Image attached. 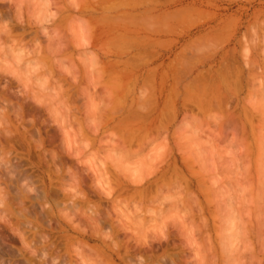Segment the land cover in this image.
<instances>
[{
    "label": "rangeland",
    "instance_id": "rangeland-1",
    "mask_svg": "<svg viewBox=\"0 0 264 264\" xmlns=\"http://www.w3.org/2000/svg\"><path fill=\"white\" fill-rule=\"evenodd\" d=\"M24 1H21V6H18V3H16L18 6L17 8L23 7L18 10L15 8L16 6L14 7L15 4L11 8L8 4L9 2L5 1V3H7H4L5 13H10L8 19H6L7 22L10 20L13 21V23H16V16L21 17L24 23L32 22L30 30L31 34L23 40H26L23 43L27 46L25 47L23 45V47L27 49L30 45V48L28 49H31L32 51L31 45L33 42L37 43L40 41L38 45L41 44L40 47L43 49V54H45L46 48L48 47L47 43L49 42L48 44H50V38L47 39L50 35L52 38V40H50L53 44L50 46H52V48L54 47L59 49H57L58 52L52 56H49L47 53L45 54L48 56L47 58H50L48 59L49 61L46 57L44 58L46 60H44L43 56H34L33 54L29 55L27 51L30 53V50L26 51L25 49L27 53L23 51V54L26 53V58L25 55L24 57L22 55V61L21 63H18L20 68L17 69L21 70L23 74L28 75L30 73L27 78L31 80L27 83L22 82V80L24 81V79H22L23 77H21V80L18 77H15L18 70L14 67L17 65L13 66L15 71L12 67V69L10 68V71H14L11 73L8 71L9 67H5L6 65L2 67V64H0V115L2 111L8 115L7 117L5 115V118L3 115L0 116V201H3L0 202L1 253H6L7 250L11 251V249L13 251L20 250V252H23L22 254H24V256H31V259L34 260H32V264H139V261L142 260L141 264H170V259L173 261L171 264H264V0H157L160 3L159 5L156 3L157 8H155L151 14L159 16L158 19L160 21L162 19V22L160 23L158 19H154V21L157 22L152 23L151 21L153 20H151L148 16L145 17L147 21L145 20L142 26L143 28L146 26L145 28L147 29L144 28L146 31L143 29L141 30L144 31V34L142 33V37L144 39H141L142 44L139 42L140 49L137 45L134 46V44H132L126 53L121 55L114 53V55L118 58H116L113 53H110V56L105 57L100 53L101 43L98 41V43L94 44V42L90 41V34L95 28L94 25L96 26L91 17L97 16V13L90 16L83 11L75 10L74 7L82 8L83 0H39V2H37L38 0ZM11 2L12 5L17 1L12 0ZM88 2H91V0H88ZM148 7L150 9L152 5L150 4ZM184 7L191 8L195 12L192 13L191 11V13H186L187 9L183 10L185 9ZM179 10L182 13H180ZM18 11H21L22 13H18ZM188 11L189 10H187V12ZM161 13L162 15L164 14L163 18ZM168 13H171V16L174 14V17H171ZM158 14H160L161 17ZM166 15L169 16V19ZM178 16H180V18L182 16V18L180 19ZM184 16L186 17V20L184 19ZM188 16L190 17L188 18ZM164 17L167 18V22L170 20L172 21L174 18H178L179 21L181 20V23L178 20L175 21L174 19L172 22H168L170 25L168 26V24L163 21L165 20ZM34 20L35 23L33 22ZM146 22L149 23L148 27ZM157 23L160 24L158 25ZM0 24H2V22H0ZM154 24L158 25L159 28ZM162 24L163 27H161ZM58 26H60V31H57ZM165 26L167 29H165ZM149 28L151 29L152 34ZM77 30L79 32H77ZM216 30H219L220 32L223 30V35L222 33L217 35L218 31ZM41 31L45 33L47 37L44 36ZM153 32L156 33L153 34ZM212 32H217L215 33L216 36H213L214 34ZM48 33L49 35H47ZM55 33H59L61 34V37H63L61 38V44L59 43V40L61 39H58L57 41V38L54 37L56 35ZM35 35L38 36V40H35L36 42L33 40ZM56 36H58V34ZM19 37V35H15L14 39H19ZM150 38L156 45L158 44V46H154L155 49H152L153 44ZM54 41L56 43H54ZM62 42L64 43L62 44ZM149 42L152 45V48L149 46ZM9 43L10 42L4 44L2 43L3 51H1L2 46H0V51L2 52L0 56L5 53L4 55L7 60H4L9 62L8 65H11L15 59H11V61L8 59L7 54H9V52H6V45L8 44L11 46L12 44ZM132 47L134 49H132ZM9 49L10 48L8 47L7 50ZM243 49L245 53L243 52ZM246 49L248 53L245 51ZM131 54L135 58L137 57L139 60H142V62H140L141 64L136 63L134 66L135 69L133 68L124 78V76L121 75V73L123 74L121 67L123 66V63H127V61L130 60L128 56L131 57ZM154 56H157V58L155 57V61H153ZM35 59H37V61L41 60L38 62L40 65L35 61ZM227 59H229V61H225ZM32 60L33 62H30ZM243 60H248L246 65ZM47 63L50 65H46ZM121 63L122 65H120ZM4 64L7 63L5 62ZM112 64L116 68L112 69ZM222 64L224 68L228 66V70L229 67L230 70L231 67H239L240 69H238L240 70L242 78L244 77V80H242V84H235L234 87H236V89L234 87V90L232 88L230 89L231 92L234 91V95L231 93L230 100H228L229 105H227L230 107V111L232 109V112L234 111L233 113H235L233 114L234 122H231V120L227 122L228 118H226L227 115H225L226 113H224V110L222 109L223 107L225 108L223 105L221 108L224 114L223 118L225 116L226 117L220 122L218 121V118V124V122L216 123V118L220 116L218 115V113H221L219 112L220 108H218V110L216 107L217 112H215V107L209 108V111H206L208 113L205 114L206 112H204V110L197 109L194 107L195 105H193L192 101H187L186 98H184L183 94L185 95V93L183 91L185 86L194 83V80H198L200 78L201 80H205L203 81L204 84L206 82L208 85L209 82V85H212L210 82L214 78L213 74L216 70L218 71L219 68L224 69L223 66H221ZM60 66L62 69L60 70V73H62V75L58 74ZM156 66H158V68ZM170 67L174 69L175 67H178L176 69L180 70L179 74L184 76L183 78L181 76L182 79H179L176 84L178 86H175L177 93H172L173 98L177 95L178 101L175 100L176 97L173 100L174 102L176 101L175 107L180 110L178 116H174L172 119L161 118L164 121L162 122L161 120V125H159V123L156 124L157 126L159 125L158 130L154 131L145 130L143 125L138 124V122L134 125L135 123L133 122L135 121H132V123L129 124L130 126L124 124L123 126L119 125L118 123L120 120L122 121V117H125L129 112L133 111L137 107L136 104H133V110H129V105H131L134 101L142 99L145 95V97H149L152 93V88H156L153 96L156 102L154 103L155 100L152 98L154 100V104L151 108H158L159 110L163 104L162 101L169 99L168 97L171 93L170 89L173 82H175L172 75L174 70L170 71ZM51 69L54 71V75H49V70L53 73ZM242 69L243 71L241 72ZM153 70L158 71L157 82L155 83L152 80L154 84L152 82L151 86H148L147 83L144 85V82L150 79L148 77ZM148 71L150 72L147 73ZM116 74L118 75L117 77L124 79L121 80V83L122 85L124 83L123 86L125 89L129 90L128 96H124L122 94V96L120 95V91H118V87L116 86L117 83H114ZM107 75H109L108 78ZM59 76L63 79H60ZM13 77H15V80ZM53 77L58 78L56 79ZM16 79H19V82L16 81ZM52 79L61 81H59L60 90L57 86V84H59L57 83L58 81L55 82ZM9 80L13 85L8 84ZM52 81L55 83L54 85L52 84ZM161 81H164L163 88L160 85ZM41 85L43 86L42 88ZM143 86H145L146 89ZM61 89L65 90H62L64 93H61ZM56 90L59 92L56 93ZM140 91L144 93H140ZM47 93L48 97H51V95H54L55 93L56 96L54 95L53 97L56 98H53V100L50 101L52 97L48 98ZM31 95H35V98H32ZM58 95H60L59 98ZM44 97L45 99H43ZM181 97L184 99H181ZM35 99H38V102H35ZM39 100L41 101L39 102ZM181 100H185V102H187V106H185L187 109L185 110L187 112L182 110ZM44 102L45 104L48 103V106H46ZM122 103L125 105L123 115L119 114L117 111ZM9 105L13 108H10ZM52 105L54 107L56 106L55 108L57 109L55 110ZM155 105L156 107H153ZM51 106L53 107V110ZM111 106L113 109L118 106V108H115L117 109V112H111V110H113ZM16 108H22L24 113L20 116V113L19 111H16ZM11 110H14L12 111L13 113ZM54 110L57 113L54 112ZM244 110L246 111L244 112ZM191 114L195 115L192 118H189ZM207 118L208 121L206 120ZM150 119L152 120L153 118ZM150 119L148 121H151ZM134 120L140 121L139 118H134ZM214 121L215 123H213ZM223 122L224 124H222ZM214 124L216 126H214ZM139 126L141 129L136 132L135 130ZM124 127L128 128L124 130ZM132 129L135 132L132 131ZM124 131L126 133L129 131L131 136L129 134V137H127V134V136H125ZM147 131L148 134L144 133ZM133 133H135V135ZM190 133L192 136L189 135ZM132 135L133 138H131ZM180 136L185 138L183 139V137L181 138ZM122 137L126 138L124 139ZM137 138L139 140H137ZM143 139L145 143L141 142ZM149 139L150 141H154L150 143ZM181 139L182 141L180 142ZM135 141L136 143H134ZM183 141L186 143L183 144ZM36 142L38 144L42 142V145H37ZM139 142H141L140 144L142 147L138 146L140 145ZM176 144H179L181 148ZM128 145L129 147H127ZM35 146H40L41 148L37 147V149ZM168 150L171 155V159H167L166 164L171 165L173 161L176 162L175 165L178 170V178L182 179L181 185L185 187V191H183L184 193L181 195V197H183H180L182 200H178L185 202V200H187L186 195H190L191 197H193L192 194L195 195V198L193 197L196 201V203H194L195 205L192 204L193 201H189L191 204H189L188 201L185 203L186 205L183 203L181 206L180 204V212L184 211L187 215L190 213L188 218L186 217L187 219L185 220V223H187V226L185 225L186 229L195 225L197 222V228L201 227L198 230L200 231L199 234L201 232L202 233L198 235L199 237L197 238L196 234L198 232L192 233V231L194 232L196 230H193L196 226L192 227L191 231L190 228H188L191 233L185 232L190 233V235L192 234L191 236H194L195 234L192 238H196L199 244L195 243L196 240L190 239V235L184 238L185 233H182L181 236V230L178 229V225L176 226V224L170 222L174 220L175 217L177 218L175 213L174 214L176 216L174 218L172 217L173 219L166 218L168 220H166L167 222L164 221L165 219H163V223L159 222L161 221L159 219L153 222L155 226L152 227V229L150 226H153L154 224L146 221V216H148V214H146V211L144 210H147V207L149 209H154L157 206H149V198L146 195L142 197V201L138 197L131 196L136 192L135 188H142L146 194L145 188L150 186V190L153 192L155 189L154 185L162 182L161 180L163 177L161 174L166 170V176L174 174L171 172L172 170L167 168L165 163L162 162V158L165 154H168ZM134 151L137 153L135 154ZM188 155L189 158L186 159ZM196 155H199L200 159L198 158L199 160L195 162ZM146 156L147 160H145ZM183 156L186 157L183 159H185V162L188 163V165H186L184 161L180 160ZM190 157H192L193 160H191ZM149 158H154L153 160L154 162L156 161V164ZM192 163L195 165H192ZM52 164L54 167H52ZM161 165L162 167L165 165L164 170ZM158 166L160 167L157 169ZM89 169L90 172H92V175L89 172ZM94 169L95 172L93 173ZM144 170L150 171V173L152 170V173H154V170H157L158 173L156 175L152 174V177L150 176V173H146L147 176L149 175V178L147 177V180H145L146 171ZM5 171L7 172L6 176ZM9 171L12 172L11 175L8 173ZM13 172H15V175H13ZM96 173V176H98L97 180H95L96 176L94 177V174ZM127 173L129 174V177ZM178 173H180V175ZM123 174L126 179L123 178ZM69 176L72 179L73 177L77 178V183L73 182L74 179L72 180ZM134 177L141 179V183L143 182L142 185L139 181H137L139 186L135 183L136 187L134 182H136L135 180L138 178ZM143 177L144 179H142ZM7 178H11V180L13 178L14 181L16 179L19 182L17 183V181H15L16 186L19 184V187L21 186L24 190L22 189V191L21 188L18 187V189L16 188L12 190L5 181ZM127 178L130 183L134 180V186L132 183H128ZM104 179H106L107 182H105ZM200 179H203L204 181H201ZM94 180L97 183H95ZM196 180L200 183L196 182ZM98 182L104 184V190H102L103 188H98ZM166 182L168 183V181H165L163 184L165 185ZM78 183L80 184L78 185ZM107 183H109V185H106ZM121 183H125V185ZM93 184H96L97 186H94ZM120 184L123 187H118ZM163 184H160L159 186L161 187ZM168 184H170V182ZM72 185H74V187ZM110 185L112 188H115L110 190ZM71 186L73 188H71ZM75 186L79 187L75 188ZM170 186L172 187V185ZM187 186L192 193L188 190ZM173 187L175 188L176 186L174 185ZM173 187L170 188L167 184L166 188L165 186H162L161 191L163 193L161 195H164V191H167L169 188V192L171 189L175 191ZM74 188L77 192H75L76 190H74ZM156 188H158V185ZM19 189L22 192H20ZM29 189L31 190L29 191ZM97 189H100V191H97ZM67 190H72L76 194L71 191L75 194L73 195L71 192H67ZM173 190L170 193H173ZM99 192L102 193L100 194ZM151 192L148 194H151ZM169 192L166 194H169ZM176 192L178 191L176 190ZM108 193H110L111 196H109ZM174 193L173 195L177 194ZM80 194L84 197L82 198ZM104 195L109 198H106ZM75 197L78 198L76 199ZM135 198L140 201L139 205H142L141 208L139 207V209L142 210H140V212L138 211L137 214L136 208V212L132 210L135 206L138 207V201L135 200V202ZM122 199L126 201L128 206L123 205L126 204L125 202L122 204ZM145 199L146 205L144 204ZM153 201H151V204L156 205L157 203L153 204ZM72 202L77 206H75ZM58 203L60 205H58ZM187 204L191 205L190 207L192 208L194 206V210H184V208H189ZM71 205L74 206L72 207ZM167 205L165 204V207ZM185 206H187V208ZM167 207L170 208L171 206ZM198 210L199 213H197ZM131 211L134 213L133 217ZM188 211L190 212L188 213ZM85 212H88V216L91 212H94V216L90 214L94 224H89V221L87 223L85 218L88 216L87 214H84ZM171 212H173V210ZM123 213L125 215H123ZM169 213L170 212H168L167 217L170 215ZM192 213L193 215L196 213V216H193ZM174 214H172V216ZM80 215H83V217ZM140 215L143 220H141ZM66 216H71L72 219L71 217L69 219L70 221H73L68 222ZM130 216L132 217L131 221L135 217H138L136 218V221L133 220V222L136 223L138 221L141 224L138 222L137 224L142 226L137 227L138 225L135 226V224H133L135 227V230H133L134 227L132 228V224H129L132 223L131 221L129 222ZM181 217L184 216L182 215ZM148 218L149 217H147V219ZM199 218L205 219V225H202V220ZM189 219L193 220V222H191L192 225L190 224V226ZM222 219L225 220L222 221ZM195 220H197V222ZM27 223H30L31 226ZM126 224L128 226H126ZM147 225L150 228L147 227ZM144 226L146 229H140V231L139 228H144ZM156 226L159 228L161 227V230L162 227L165 226L166 229L163 228V233L167 236L165 234L162 236L163 233L161 234L159 228V231L155 228ZM127 227H130L129 229L131 230ZM19 229L20 231H18ZM132 230L134 231V234L132 233ZM154 230L155 232H153ZM116 231H118V234L115 233ZM138 232L140 234L142 232L143 234L140 236ZM110 234L112 236L111 240ZM134 235L136 236L135 238L133 237ZM21 237L22 239H26L24 241L27 245L19 243ZM152 237L154 239H152ZM133 238L136 239L135 242ZM114 240L117 241L118 245L120 243V250H116V248L113 247L114 245H112V243L116 242ZM111 241L113 242L111 243ZM125 241L128 245L126 243L124 244ZM191 241H194L193 244ZM123 244L125 245L124 247ZM186 244H189V246ZM190 245H194V247ZM196 245H201L198 246L201 250H197L196 247L197 252L199 251L198 253L196 252V254H200L199 256L195 254L196 250H194V248ZM148 246H151V248L153 246L152 249H156L155 252L153 250L151 251ZM111 247L114 249L112 250ZM39 248L44 249L43 251L45 255H42L43 258L40 256H38V258L34 254V256L29 254L30 250ZM126 250L128 251V257H130V260H128L129 263L123 259L127 256V253L125 252ZM180 251H182V253ZM124 252L126 253L125 257L122 256ZM150 252H152L153 255H156V257L154 258ZM179 252L181 255L178 254ZM16 253L19 252L16 251ZM172 254H177L178 256L176 255L177 257H172ZM150 256L152 257L151 261L146 263V260L150 258ZM168 256H171L172 258H168ZM202 259L204 261H202ZM2 260H0V264H5L2 263ZM36 260H38L37 263Z\"/></svg>",
    "mask_w": 264,
    "mask_h": 264
},
{
    "label": "bare ground",
    "instance_id": "bare-ground-1",
    "mask_svg": "<svg viewBox=\"0 0 264 264\" xmlns=\"http://www.w3.org/2000/svg\"><path fill=\"white\" fill-rule=\"evenodd\" d=\"M5 1H7V2H9L8 4L10 5V7L12 8L13 7V5H14V7L15 8H17L19 5L21 6L22 4H21V1L22 0H20V1H18V0H16L17 2H14L12 5H11V1L12 0H0V22H2V24H0V46H2L4 43H8V42H10L9 44H11V46H9L8 44V46L6 45V47L8 48H10L9 50H7V48H6V52H9V54H7V56H8V59L11 61V59H15L14 60V62H12V64L11 65H8V63L9 62H7V61H5V60H7V58H6V56L4 55V54H2V55H4V56H0V64H2V67L3 66H5V67H9V70L8 71H10V68L12 67L13 68V66L14 65H17L16 67H14L16 70H18L16 73V75H15V77L17 78H19L20 80H21V77H23L22 79H24V81L22 80V82H28V81H30L27 77H28V75L30 74L29 73V71L28 70H30V69H28L27 71H28V75L27 74H23L22 73V71L21 70H19V69H17V68H20V66L18 65V63L20 62L21 63V59H22V55H23V57H24V55L28 52V54L29 55H31V54H33L34 56L35 55H37V56H43V59L46 57H48L47 55H45L46 53L49 55V56H52V55H54L55 53H57L58 52V50L57 49H59V48H52V46H50L51 44H52V42H51V40H52V38L50 37V35H49V33L47 34V35H49V37L47 38V39H49V41H50V44H48L47 43V45H48V47L46 48V53L45 54H43V49H41V44L40 45H38L39 44V42H37V43H34L33 42V40L35 41L37 38H38V36L37 35H35L34 36V38H33V40H32V42H33V44L31 45V48H32V51H31V49H28V48H30V43L28 44L29 45V47L26 49L25 47L27 46H25L24 44L25 43H23V42H25V41H23L26 37H29V35L31 34V27H32V22H27V23H24L23 22V20L21 19V17H19V16H16V20H15V22L16 23H13V21H10L9 20V22H7L6 21V19H8V16L10 15V13H5V11H4V3H5ZM15 1V0H14ZM24 1V0H23ZM28 1H30V0H28ZM33 1V0H32ZM36 1V0H35ZM44 1V0H43ZM6 2V3H7ZM25 2V1H24ZM37 2H39V0L37 1ZM72 2V1H71ZM5 3V4H6ZM16 3H18L17 5H16ZM20 3V4H19ZM26 3V2H25ZM79 3V2H78ZM77 3V4H78ZM81 3V2H80ZM156 3L159 5V3L160 2H158L157 0H91V2H88V0H83L82 1V8H77V7H74V9L75 10H78V11H83V12H85V13H87V14H89L90 16H93L94 14H96L97 13V16H93V17H91V19L95 22V24H96V26L94 25V29H93V31L91 32V34H90V41L91 42H94V44L95 43H98V41H99V43H101V47H100V53L101 54H103L105 57L106 56H110V53L112 54L113 53V55H114V53H116V54H118V55H121V54H124V53H126L127 52V50H129L128 48L132 45V44H134V46L135 45H137L138 47L140 46L139 44L141 43V39H144L143 37H142V35L144 34V31H146V30H144V28L146 27H144L143 28V24H144V22H145V17H149L151 20H153L154 21V19H158L159 18V16H155V15H152L151 13L155 10V8H157L156 7ZM69 4V3H68ZM152 5V7L149 9V7H148V5ZM8 5V6H9ZM55 5V4H54ZM75 5V4H74ZM53 6V5H52ZM160 7V6H159ZM9 8V7H8ZM20 9H22L21 7H19ZM19 8H17V10L19 9ZM42 8V7H41ZM40 8V9H41ZM185 9H183V10H189L188 12H187V10H186V13H191V11H192V13L193 12H195V11H193L191 8H188V7H184ZM44 9H45V7H44ZM159 9V8H158ZM6 10V9H5ZM8 10V9H7ZM10 10V9H9ZM27 10V9H26ZM62 10V9H61ZM30 11V10H29ZM36 11V10H35ZM40 11V10H39ZM44 11H46V10H44ZM53 11H55V10H53ZM58 11V10H57ZM156 11H157V9H156ZM155 11V12H156ZM159 11H160V9H159ZM158 11V12H159ZM12 12V11H11ZM19 12H21V11H18V13ZM157 12V13H158ZM176 12V11H175ZM179 12H180V10H179ZM183 12H185V11H183ZM22 13V12H21ZM21 13H20V15H21ZM31 13V12H30ZM38 13V12H37ZM178 13V12H177ZM180 13H182V12H180ZM14 14V13H13ZM12 14V15H13ZM43 14V13H42ZM167 14V13H166ZM170 14V16H171V13H168V15ZM173 14V13H172ZM38 15V14H37ZM158 15H160V14H158ZM161 15H162V13H161ZM161 15H160V17H161ZM164 15V14H163ZM163 15H162V18H163ZM182 15V14H181ZM185 15V14H184ZM188 15V14H187ZM190 15V14H189ZM207 15H208V13H207ZM14 16V15H13ZM27 16V15H26ZM30 16H31V14H30ZM54 16V15H53ZM167 16V15H166ZM186 16V15H185ZM184 16V19L186 18ZM33 17H34V15H33ZM169 16H167V18H168ZM171 17H174V14L171 16ZM177 17V16H176ZM179 18H180V16H178ZM190 16H188V18H189ZM165 18V17H164ZM167 18H165V20H163V21H165L167 24H168V22H170V21H166V19ZM181 18H182V16H181ZM180 18V19H181ZM10 19H11V17H10ZM43 19V18H42ZM47 19V18H46ZM45 19V20H46ZM53 19V18H52ZM55 19V18H54ZM66 19V18H65ZM148 19V18H147ZM161 19V18H160ZM169 19V18H168ZM175 19V21L176 20H178L179 21V19L177 18H174ZM174 19H172V21L174 20ZM27 20H29V19H27ZM183 20V19H182ZM186 20V19H185ZM184 20V21H185ZM188 20V19H187ZM53 21V20H52ZM63 21V20H62ZM147 21V20H146ZM151 21L152 23H155V22H157V21ZM158 21H160L159 19H158ZM171 21V22H172ZM34 23H35V20L33 21ZM162 22V19H161V21H160V23ZM164 22V23H165ZM180 23H181V20L179 21ZM178 22V23H179ZM199 22V21H198ZM33 23V24H34ZM37 23V22H36ZM64 23V22H63ZM160 23H157L158 25L160 24ZM177 23V22H176ZM186 23V22H185ZM229 23V22H228ZM39 24V23H38ZM37 24V25H38ZM146 24H147V27L149 26L148 24L149 23H147L146 22ZM151 24V23H150ZM58 25V24H57ZM155 26H157L158 27V25H156V24H154ZM166 25V24H165ZM171 25H173V24H171ZM168 26H170L169 24H168ZM193 26V25H192ZM195 26V25H194ZM227 26V25H226ZM72 27V26H71ZM75 27V26H74ZM161 27H163V24H162V26ZM160 27V28H161ZM166 27V26H165ZM29 28V29H28ZM60 26H58L57 27V31H60ZM155 28V27H154ZM159 28V27H158ZM157 28V29H158ZM144 30V31H141V30ZM145 29H147V28H145ZM156 29V28H155ZM165 29H167V27L165 28ZM164 29V30H165ZM171 29V28H170ZM28 30V31H27ZM149 30H150V32H151V29L149 28ZM36 31V30H35ZM34 31V32H35ZM154 31V30H153ZM213 31V30H212ZM216 31H218V34L217 35H219V33L221 34L222 32H223V30L220 32L219 30H216ZM33 32V31H32ZM46 32V31H45ZM77 32H79L78 30H77ZM90 32V31H89ZM156 32H157V30H156ZM156 32H153V34L154 33H156ZM168 32V31H167ZM211 32V31H210ZM18 33V34H17ZM41 33H43L42 31H41ZM47 33V32H46ZM143 33V34H142ZM146 33V32H145ZM147 33H148V31H147ZM158 33V32H157ZM166 33V32H165ZM164 33V34H165ZM213 33V32H212ZM215 33H217V32H215ZM215 33H213L212 35L213 36H216V34ZM225 33V32H224ZM38 34V33H37ZM44 34V36H46L45 35V33H43ZM51 34V33H50ZM54 34V33H53ZM56 35L58 34V36H54V37H56L57 38V41H58V39H61V38H63V37H61V34H59V33H55ZM73 34H75V33H73ZM151 34H152V32H151ZM211 34V33H210ZM15 35H19L20 37H19V39H14V37H15ZM167 35V34H166ZM211 35V36H212ZM222 35H223V33H222ZM73 36V35H72ZM154 36V35H153ZM157 36V35H156ZM47 37V36H46ZM53 37V36H52ZM53 37V38H54ZM59 37V38H58ZM99 38V39H98ZM111 38V39H110ZM146 38V37H145ZM228 38V37H227ZM32 39V38H31ZM151 39V38H150ZM28 40H29V38H28ZM38 40V39H37ZM148 40V39H147ZM61 41H62V39L61 40H59V43L61 44ZM151 41H152V44H153V48H152V45L150 44V42H149V46H151V48L152 49H155V47L154 46H158V44L156 45L154 42H153V40L151 39ZM30 42H31V40H30ZM36 42V41H35ZM140 42V43H139ZM148 42V41H147ZM3 43V44H2ZM14 43H16V44H14ZM21 43H23L22 45H20ZM54 43H56L55 41H54ZM64 42H62V44H63ZM213 43V42H212ZM142 44V43H141ZM159 44H160V42H159ZM23 45L25 46V47H23ZM53 45V44H52ZM145 45V44H144ZM164 45V44H163ZM19 46V47H18ZM194 46V45H193ZM57 47V46H56ZM160 47V46H159ZM167 47V46H166ZM43 48V47H42ZM142 48V47H141ZM2 49V50H1ZM0 50L1 51H3V46H2V48H1ZM12 49V50H11ZM25 49H26V51L27 50H30V53H29V51H25ZM42 51H41V50ZM99 49V48H98ZM132 49H134L133 47H132ZM139 49H140V47H139ZM146 49V48H145ZM194 49V48H193ZM45 50V49H44ZM148 50V49H147ZM0 51V54L2 53ZM26 52L25 54H23L24 52ZM155 51V50H154ZM214 51H216V50H214ZM247 53H248V51H247V49L245 50ZM32 52V53H31ZM130 52H131V49H130ZM243 52H244V49H243ZM146 53H148V52H146ZM245 53V52H244ZM27 54V55H28ZM109 54V55H108ZM132 55V54H131ZM141 55H144V54H141ZM206 55V54H205ZM115 56V55H114ZM147 56V55H146ZM152 56V55H151ZM150 56V57H151ZM4 57V58H3ZM29 57V56H28ZM116 58H118L117 56H115ZM132 57V58H131ZM128 56V58H130V60L129 61H127V63L125 62V63H123V68L121 67V69H122V72H123V74L121 73V75H123L124 76V78L126 77V75L127 74H129L130 73V71L134 68V66L136 65V63H138V64H141L140 62H142V60H139L137 57L135 58L133 55L132 56ZM143 57V56H142ZM157 58V56H154V59H153V61H155L156 60V58ZM200 57V56H199ZM231 57V56H230ZM233 57V56H232ZM25 58H26V55H25ZM36 58V57H35ZM127 58V59H128ZM234 58V57H233ZM5 59V60H4ZM24 59V58H23ZM48 59H50V58H47V60ZM64 59V58H63ZM132 59H133V61H132ZM226 59V58H225ZM231 59V58H230ZM34 60V59H33ZM33 60L32 61H30V62H33ZM40 60V59H39ZM44 60H46V59H44ZM121 60V59H120ZM233 60V59H232ZM35 61L38 63V62H40V61H37V59H35ZM49 61V60H48ZM83 61V60H82ZM225 61H229V59H227V60H225ZM235 61V60H234ZM243 61H245V60H243ZM7 63V64H4V63ZM27 62V61H26ZM118 62V61H117ZM122 62V61H121ZM124 62V61H123ZM246 62H248V60H246L245 61V65H246ZM14 63H16V64H14ZM36 63V64H37ZM42 63V62H41ZM49 63H51V62H49ZM49 63H47L46 65H48ZM55 63V62H54ZM87 63H89V62H87ZM112 63H114V62H112ZM39 64V63H38ZM111 64V63H110ZM186 64V63H185ZM228 64H229V62H228ZM248 64V63H247ZM255 64V63H254ZM40 65V64H39ZM38 65V66H39ZM45 65V64H44ZM50 65V64H49ZM54 65V64H53ZM61 65V64H60ZM113 65V64H112ZM120 65H122V63L120 64ZM177 65V64H176ZM184 65V64H183ZM231 65V64H230ZM28 66V65H27ZM26 66V67H27ZM29 66H30V64H29ZM56 66H58V65H56ZM55 66V67H56ZM103 66V65H102ZM111 66V65H110ZM118 66H119V63H118ZM117 66V67H118ZM143 66H144V64H143ZM221 66H223V64L221 65ZM249 66V65H248ZM112 67V69L113 68H116V67H114V65L113 66H111ZM137 67V66H136ZM139 67V66H138ZM157 68H158V66H156ZM167 67V66H166ZM171 67H172V65H171ZM170 67V68H171ZM228 67V66H227ZM227 67H225L224 68V66H223V68L224 69H222V68H219L218 69V71L216 70V72L213 74L214 75V78H213V80H214V82H213V80L210 82V84H212V85H209V82L207 81V79H206V81L208 82V85L206 84V82H205V84H204V82L203 81H205V80H201V78L200 79H198V80H194V83H191L190 85H188V86H185L184 87V93H185V95L183 94V96H184V98H186V100L187 101H192L193 102V105H195L194 107H196L197 109H199V110H204V112H206V111H209V108H213V107H215V112H217V109L218 108H220V110H219V112H221V113H218V115H220L221 116V119H220V116L219 117H217L216 118V123L219 121H221L222 119H225V117L223 118V116H224V114H223V110H224V113H226L225 115H227V117L226 118H228L227 119V122L229 121V120H231V122H234L233 121V114H235V113H233L232 112V109H231V111H230V107L228 106L229 104H228V100H230V96H231V93L234 95V91L233 92H231L230 91V89L232 88L233 90H234V88L236 89V87H234L235 86V84L236 85H239V83H241L242 84V80H244L243 78H242V76H241V73H240V68L238 69V68H232L231 67V70H230V67H229V70H228V68ZM252 67V66H251ZM254 67V66H253ZM11 68V69H12ZM13 68V69H14ZM33 68V67H32ZM41 68V67H40ZM52 68V67H51ZM108 68V67H107ZM106 68V69H107ZM110 68V67H109ZM140 68V67H139ZM176 68H178V67H175V69L174 68H171L170 69V71L171 70H174L173 71V73H172V75H173V77H174V81L175 82H173V84H172V87H171V89H170V96L168 97L169 99L168 100H163L162 101V106H161V108L158 110V108L157 109H154V108H151L152 107V105L156 102V100L154 99V93H155V90H156V88H152V93L150 94V96L149 97H143L142 99H140V97H139V99L140 100H138V101H134L133 103H131V105H129V110H133V108H134V105L133 104H136V108L133 110V111H131V112H129L128 113V115H126L125 117H122V121L120 120V122L118 123L119 125H122L123 126V124L124 125H129V124H131L132 123V121H135V122H133V123H135L134 125H136L137 124V122H138V124H142L143 125V127H144V129L145 130H158V126L159 125H161V120L162 119H167V118H169V119H172L174 116L176 117V116H178V114L180 113V110H178L176 107H175V103H176V101H178V99H177V95L174 97L175 98V102H174V98H173V92L174 93H177V91H176V87L175 86H178V85H176L177 84V82H178V80L179 79H182L184 76H182V74H179V72H180V70H177ZM15 69H14V71H15ZM105 69V68H104ZM135 69V68H134ZM156 69V68H155ZM253 69V68H252ZM7 70V69H6ZM6 70H5V72H6ZM38 70H40V69H38ZM52 70V69H51ZM58 70V69H57ZM60 70H62L61 69V66H60V69H59V73L58 74H60V75H62V73H60ZM67 70V69H66ZM109 70V69H108ZM184 70V69H183ZM13 71V70H12ZM12 71H10L11 73H12ZM13 71V72H14ZM26 71V72H27ZM41 71V70H40ZM103 71V70H102ZM107 71V70H106ZM243 71V69L241 70V72ZM2 72V71H1ZM4 72V73H5ZM52 72L53 73H51L50 72V70H49V75H54L55 73H54V71L52 70ZM109 72V71H108ZM107 72V73H108ZM150 71H148L147 73H149ZM191 72V71H190ZM211 72V71H210ZM251 72V71H250ZM24 73H25V71H24ZM40 73V72H39ZM73 73V72H72ZM157 73H158V71L157 70H153L152 72H151V74H149V77L148 78H150L148 81H146V82H144V85L147 83V85L148 86H151L152 85V82L154 81L155 83L157 82ZM183 73V72H182ZM249 73V72H248ZM15 74V73H14ZM46 74H47V72H46ZM171 74V73H170ZM243 74V73H242ZM9 75H10V73H9ZM26 75V76H25ZM57 75V74H56ZM55 75V76H56ZM109 75H110V73H109ZM109 75H107V78H108V76ZM135 75V74H134ZM163 75V74H162ZM212 75V76H213ZM244 75V74H243ZM250 75V74H249ZM8 76V75H7ZM11 76H12V74H11ZM10 76V77H11ZM40 76V75H39ZM118 75L116 74L115 75V78H114V83H117L116 84V86L118 87V91H120V95L122 94V95H126V96H128L129 95V90L127 89H125V87L123 86L124 85V83H123V85H122V83H121V80H124V79H122V78H120V77H117ZM123 76H121V77H123ZM130 76V75H129ZM161 76V75H160ZM167 76V75H166ZM181 76H182V78H181ZM5 77V76H4ZM15 77H13L14 78V80H15ZM26 77V78H25ZM29 77H31V76H29ZM72 77V76H71ZM203 77V76H202ZM247 77H248V75H247ZM50 78V77H49ZM53 78H56V77H53ZM58 78V77H57ZM56 78V79H57ZM59 78H60V76H59ZM62 78V77H61ZM60 78V79H61ZM65 78V77H64ZM120 78V79H119ZM142 78H143V76H142ZM162 78V77H161ZM160 78V79H161ZM203 78H205V77H203ZM19 79H16V81H18L19 82ZM63 79V78H62ZM146 79V78H145ZM173 79V78H172ZM210 79V78H209ZM38 80V79H37ZM53 81H55V82H57V83H59V84H57V86L59 87V85H60V80H55V79H52ZM153 80V81H152ZM13 81V80H12ZM52 81V82H53ZM60 81V82H59ZM210 81V80H209ZM6 82V81H5ZM21 82V83H22ZM42 82V81H41ZM46 82V81H45ZM154 82H153V84H154ZM217 82V83H216ZM30 83V82H29ZM44 83V82H43ZM43 83H42V85H43ZM175 83V84H174ZM8 84H10V85H13V84H11V82H10V80H9V82H8ZM48 84V83H47ZM53 85L55 84L54 82L52 83ZM240 84V85H241ZM41 85V88L43 87ZM137 85V84H136ZM143 85V84H142ZM161 86H162V88H163V85H164V81H161V84H160ZM186 85V84H185ZM135 86V85H134ZM147 86V87H148ZM10 87V86H9ZM34 87V86H33ZM57 87V88H58ZM132 87V86H131ZM145 89H146V87L145 86H143ZM234 87V88H233ZM238 87V86H237ZM56 88V87H55ZM134 88V87H133ZM239 88V87H238ZM44 89V88H43ZM131 89V88H130ZM193 89V90H192ZM29 90H30V88H29ZM39 90H40V88H39ZM59 90H60V87H59ZM63 89H61V93L63 92V91H65V90H63ZM132 90V89H131ZM194 90H195V92H194ZM46 91V90H45ZM44 91V92H45ZM67 91V90H66ZM142 91V90H141ZM140 91V93H144V92H141ZM176 91V92H175ZM239 91V90H238ZM35 92V91H34ZM54 92H55V90H54ZM57 92H59V91H57L56 90V93ZM33 93V92H32ZM32 93H30V94H32ZM36 93V92H35ZM42 93H43V91H42ZM46 93V92H45ZM64 93V92H63ZM131 93V92H130ZM157 93V92H156ZM34 94V93H33ZM67 94V93H66ZM114 94H116V93H114ZM161 94V93H160ZM179 94H180V91H179ZM40 95V94H39ZM43 95V94H42ZM49 95H50V93H49ZM54 95H55V93H54ZM54 95H51V97H52V99H50V101L51 100H53V98L55 99L56 97H53ZM121 95V96H122ZM156 95V94H155ZM175 95V94H174ZM30 96V95H29ZM32 96V95H31ZM34 96V97H33ZM32 96V98H35V95H33ZM56 96V95H55ZM59 96L60 95H58V98H59ZM37 97V96H36ZM45 97H46V95H45ZM45 97L43 98V99H45ZM47 97H48V93H47ZM46 97V98H47ZM50 96L48 97V98H51ZM156 97V96H155ZM5 98V97H4ZM32 98H31V100H32ZM39 98V97H38ZM57 98V99H58ZM155 100H153V99ZM161 98V97H160ZM184 98H182L181 97V99H184ZM42 99V100H43ZM125 99V98H124ZM6 100V99H5ZM36 100V99H35ZM34 100V101H35ZM75 100V99H74ZM113 100H114V98H113ZM132 100V99H131ZM41 100H39V102H40ZM116 101V100H115ZM152 101V102H151ZM153 101H154V103H153ZM182 101V110H184V111H186L187 109H186V107L185 106H187V102H185V100H181ZM7 102V101H6ZM33 102V101H32ZM35 102H38V99L35 101ZM35 102H34V104H35ZM43 102V101H42ZM41 102V103H42ZM55 102V101H54ZM57 102V101H56ZM114 102V101H113ZM125 102V101H124ZM12 103V102H11ZM51 103H53V102H51ZM51 103H50V105H51ZM184 103V104H183ZM44 104H45V102H44ZM115 104H116V102H115ZM228 104V105H227ZM46 106H48V103L47 104H45ZM55 105V104H54ZM117 105V104H116ZM223 105L225 106V108L223 107ZM10 106V105H9ZM9 106H8V108H9ZM20 106V105H19ZM21 106H23V105H21ZM53 106V105H52ZM51 106V108H52V110H53V107ZM119 106V105H118ZM118 106L117 107H115V108H118ZM228 106V107H227ZM7 107V106H6ZM5 107V108H6ZM12 106H10V108H11ZM39 107V106H38ZM42 107V106H41ZM56 107V106H55ZM54 107V108H55ZM112 107V106H111ZM153 107H156V105L155 106H153ZM216 107H217V109H216ZM223 107V108H222ZM13 108V107H12ZM113 109V107H112V109L113 110H111V112H117L118 111V113L119 114H122L123 115V113H124V109H125V105H124V103H122L121 104V106L118 108V110L117 109ZM223 110H222V109ZM7 109V108H6ZM17 109V108H16ZM57 108H55V110H56ZM154 109V110H153ZM186 109V110H185ZM208 109V110H207ZM4 110V109H3ZM51 110V109H50ZM54 110V112H56ZM115 110V111H114ZM117 110V111H116ZM12 111H14V110H11V112ZM17 112L19 111V113H20V116L24 113V111L22 110V108H18L17 110H16ZM16 111H15V113H16ZM28 111V110H27ZM33 111H34V109H33ZM58 111V110H57ZM190 111V110H189ZM212 111H214V110H212ZM246 110H244V112H245ZM1 112V111H0ZM36 112H38V111H36ZM128 112V111H127ZM187 112V111H186ZM191 112V111H190ZM204 112H203V114H204ZM5 113V112H4ZM3 113V111H2V113H1V115L0 116H2L3 115V117L5 118V115H6V117L8 116L7 115V113H5L4 114ZM13 113V112H12ZM57 113V112H56ZM208 112H206L205 114H207ZM212 113V112H211ZM248 113V112H247ZM11 114V113H10ZM17 114V113H16ZM197 114V113H196ZM213 114H215V113H213ZM217 114V113H216ZM223 114V115H222ZM246 114V113H245ZM13 115V114H12ZM18 115V114H17ZM30 115V114H29ZM188 115V114H187ZM192 115V114H191ZM189 116V118L191 117H193L194 115H192V116ZM199 115H201V114H199ZM209 115H210V113H209ZM10 116V115H9ZM115 116V115H114ZM204 116V115H203ZM208 116V115H207ZM37 117V116H36ZM55 117V116H54ZM205 117V116H204ZM215 117V116H214ZM2 118V117H1ZM4 118H2V119H4ZM134 118L135 119H140V121H136V120H134ZM150 118H153L152 120L150 119ZM159 118V119H158ZM162 118V119H161ZM196 118V117H195ZM219 118V119H218ZM13 119H14V117H13ZM151 120V121H148V120ZM213 119V118H212ZM217 119H218V121H217ZM15 120V119H14ZM207 121H208V118L206 119ZM6 121V120H5ZM164 120H162V122H163ZM212 121V120H211ZM26 122V121H25ZM219 122H218V124H219ZM29 123V122H28ZM159 123V125L157 126L156 124H158ZM203 123V122H202ZM213 123H215V121L213 122ZM117 124V125H118ZM181 124V123H180ZM222 124H224V122L222 123ZM236 124V123H235ZM3 125V124H2ZM118 125V126H119ZM163 125V124H162ZM200 125V124H199ZM225 125H226V122H225ZM229 125V124H228ZM130 126V125H129ZM183 126V125H182ZM214 126H216L215 124H214ZM1 127H3V126H1ZM25 127V126H24ZM140 127V126H139ZM138 127V128H139ZM22 128V127H21ZM125 129L124 130H126L128 127H124ZM135 128V127H134ZM136 129L135 131L137 132V130L139 131L140 129H141V127L139 128V129ZM155 128V129H154ZM221 128V127H220ZM26 129V128H25ZM191 129V128H190ZM195 129V128H194ZM217 129V128H216ZM129 130V129H128ZM36 131V130H35ZM122 131H123V129H122ZM121 131V132H122ZM132 131H134L133 129H132ZM131 131V132H132ZM134 131V132H135ZM196 131H197V129H196ZM24 132V131H23ZM125 132V131H124ZM183 132V131H182ZM191 132V131H190ZM199 132V131H198ZM130 132L128 131V133H124V135L125 136H127L128 134H129ZM144 133H147L148 134V131L147 132H144ZM143 133V134H144ZM156 133V132H155ZM158 133V132H157ZM122 134V133H121ZM127 134V135H126ZM134 135H135V133H133ZM146 134V135H147ZM159 134V133H158ZM157 134V135H158ZM123 135V134H122ZM121 135V136H122ZM130 135V134H129ZM129 135L127 136V137H129ZM138 135V134H137ZM142 135V134H141ZM145 135V136H146ZM176 135H178V134H176ZM190 136H192L191 135V133L189 134ZM38 136V135H37ZM131 136V135H130ZM187 136V135H186ZM32 137V136H31ZM136 137V136H135ZM143 137V136H142ZM141 137V138H142ZM147 137V136H146ZM154 137V136H153ZM158 137V136H157ZM181 137V136H180ZM183 137V136H182ZM181 137V138H182ZM8 138V137H7ZM6 138V139H7ZM122 138H124V137H122ZM126 138V137H125ZM124 138V139H125ZM131 138H133V135H132V137ZM139 138V137H138ZM137 138V140H139ZM145 138V137H144ZM148 138V137H147ZM149 138H150V136H149ZM164 138V137H163ZM185 137H183V139H184ZM190 138V137H189ZM146 139V138H145ZM151 139H153V138H151ZM36 140V139H35ZM134 140H135V138H134ZM142 140V139H141ZM189 140H191V139H189ZM39 141V140H38ZM130 141V140H129ZM149 141H150V139H149ZM154 140H152V141H150V143L151 142H153ZM176 141V140H175ZM182 141V139L180 140V142ZM141 142H144L145 143V141H144V139H143V141H141ZM141 142H139V144L141 143ZM147 142V141H146ZM37 143V142H36ZM133 143V142H132ZM131 143V144H132ZM134 143H136V141L134 142ZM137 143H138V141H137ZM148 143V142H147ZM186 142L185 141H183V144H185ZM201 143V142H200ZM205 143H207V142H205ZM131 144H129V145H131ZM143 144V143H142ZM153 144V143H152ZM196 144H198V143H196ZM37 145H42V142L40 143V144H38L37 143ZM129 145L127 146V147H129ZM137 145V144H136ZM177 145V144H176ZM182 145V144H181ZM40 146H37L38 148L40 147ZM125 146H126V144H125ZM138 146H140V147H142L141 146V144L140 145H138ZM144 146V145H143ZM146 146V145H145ZM177 146H179V144L177 145ZM36 147V146H35ZM36 147V148H37ZM147 147V146H146ZM163 147H164V145H163ZM180 147V146H179ZM37 148V149H38ZM41 148V147H40ZM159 148V147H158ZM165 148V147H164ZM181 148V147H180ZM178 149V148H177ZM183 149H184V147H183ZM165 150H166V148H165ZM179 150V149H178ZM187 150V149H186ZM215 150V149H214ZM213 150V151H214ZM135 151H136V149H135ZM135 151H134V153H135ZM218 151V150H217ZM160 152H162V151H160ZM222 152V151H221ZM9 153V152H8ZM137 153V152H136ZM135 153V154H136ZM141 153V152H140ZM181 153V152H180ZM216 153V152H215ZM66 154V153H65ZM162 154H164V153H162ZM202 154V153H201ZM200 154V155H201ZM213 154V153H212ZM53 155V154H52ZM51 155V156H52ZM182 155V154H181ZM209 155V154H208ZM214 155V154H213ZM233 155V154H232ZM50 156V155H49ZM148 156V155H147ZM147 156H146V159L145 160H147ZM162 156V155H161ZM170 153H169V150H168V154L166 155L165 154V156L162 158V162H164L165 163V165L167 166V168H170L172 171L171 172H173L174 174H172V175H170V176H166L165 174V172L167 171H165V172H163L161 175H162V182L161 181H159V182H161V183H157V185H158V188H156L157 187V185L155 184H153L154 186H155V189L153 190V192H151V190H150V186L149 187H147V188H145V192H146V194L144 193V190L142 189V188H140V189H138V188H135V193H133L131 196L132 197H138V198H140V200L142 201V197L143 196H148V200H149V206H157V207H155L154 209H149L148 207H147V210H144V211H146L145 213L146 214H148V216H146V221H148V222H155V221H157L158 219L159 220H161V221H159V222H162L163 221V219H165L164 221H166L168 218H174L176 215H177V218L175 217L174 218V220H172V221H170V222H172L173 224H176V226L178 227V229L179 230H181V236H182V233H185V232H190L191 231V229H192V227H194V226H198V222H197V220H195L197 223L195 224V225H193V226H191V227H188V228H190V231H189V229L187 228L186 229V226H187V223H185V220L188 218V216H189V212L190 211H188V215H187V213L185 214L184 213V211H181L180 212V208H181V206H182V204L184 203V205H186L185 203H187V201L189 202V201H193L192 202V204L193 205H195L194 203H196V201L193 199V197L195 198V195H193L192 194V196L193 197H191L190 195H186V198H187V200H185V202L184 201H181L182 199V197H181V195H183V191H185L184 190V186L183 185H181L182 184V179H180V178H178V175H177V172H178V170H177V167H176V162H172L171 163V165H169V164H166L167 163V159L169 160V159H171L170 158ZM210 156V155H209ZM217 156V155H216ZM8 157V156H7ZM53 157V156H52ZM119 157V156H118ZM211 157H212V155H211ZM55 158H56V156H55ZM161 158V157H160ZM159 158V159H160ZM183 158H186V157H182V159H180V160H182V161H184V163H186L185 162V159H183ZM189 158V155L187 156V158L186 159H188ZM191 158V160H193V158L192 157H190ZM199 155L197 156L196 155V159H195V162L196 161H198L199 159ZM46 159V158H45ZM57 159V158H56ZM115 159V158H114ZM117 159V158H116ZM150 159V158H149ZM154 159V158H153ZM153 159H150V160H153ZM220 161V160H219ZM150 162V161H149ZM153 162H154V160H153ZM152 162V163H153ZM156 162V161H155ZM154 162V163H155ZM194 162V163H195ZM203 162V161H202ZM54 163H55V161H54ZM148 163V162H147ZM151 163V162H150ZM194 163H192V165H195ZM201 163V162H200ZM236 163V162H235ZM6 164H7V162H6ZM12 164H13V162H12ZM156 164V163H155ZM155 164H153V165H155ZM159 164H163V163H159ZM53 165V164H52ZM165 165L162 167V165H161V167H162V169L164 170L165 169ZM186 165H188V163H186ZM190 165H191V163H190ZM203 165V164H202ZM7 166V165H6ZM197 166H198V163H197ZM200 166V165H199ZM52 167H54V165L52 166ZM160 166H158L157 167V169L159 168ZM188 167V166H187ZM203 167V166H202ZM139 168V167H138ZM14 169V168H13ZM12 169V170H13ZM169 169V170H170ZM212 169H214V168H212ZM5 170V169H4ZM10 170V169H9ZM140 170V169H139ZM139 170H137V171H139ZM148 170V169H147ZM147 170H144V171H146L145 172V175H146V173H150V171H147ZM160 170V169H159ZM11 171V170H10ZM8 172V173H10V175H11V173L12 172ZM56 171V170H55ZM70 171V170H69ZM117 171V170H116ZM127 171V170H126ZM136 171V172H137ZM144 171H143V173H144ZM182 171V170H181ZM211 171V170H210ZM88 172V171H87ZM89 172H90V169H89ZM95 172V169L93 170V173ZM96 172H98V171H96ZM140 172H141V170H140ZM139 172V173H140ZM152 172H153V170H152ZM150 173L151 175V177H152V174L153 175H156L157 173H158V171L157 170H154V173ZM190 172V171H189ZM192 172V171H191ZM7 172L5 171V176L7 175L6 174ZM14 174L13 175H15V172H13ZM19 173V172H18ZM91 173V175H92V172H90ZM131 173V172H130ZM196 173V172H195ZM198 173V172H197ZM204 173V172H203ZM215 173H216V171H215ZM29 174V173H28ZM50 174V173H49ZM73 174V173H72ZM121 174V173H120ZM128 174V173H127ZM133 174V173H132ZM141 174V173H140ZM179 175H180V173H178ZM200 174H202V173H200ZM4 175V174H3ZM69 175V174H68ZM97 175V173L96 174H94V177ZM142 175V174H141ZM164 175V176H163ZM174 175V176H173ZM176 175V176H175ZM190 175H191V173H190ZM19 176V175H18ZM23 176V175H22ZM71 176V175H70ZM69 176V177H70ZM74 176V175H73ZM72 176V177H73ZM121 176V175H120ZM123 176V178L125 177L124 176V174L122 175ZM130 176H131V174H130ZM182 176V175H181ZM180 176V177H181ZM200 176V175H199ZM8 177V176H7ZM20 177V176H19ZM75 177V176H74ZM73 177V182H76V179L77 178H74ZM90 177V176H89ZM93 177V178H94ZM128 177H129V174H128ZM140 177V176H139ZM147 177L149 178V175L147 176L146 175V179L145 180H147ZM193 177H194V175H193ZM2 178V177H1ZM92 178V179H93ZM97 178H98V176H96V179L95 180H97ZM132 178V177H131ZM134 178H138V177H134ZM181 178H183V177H181ZM19 179V178H18ZM61 179V178H60ZM124 179H126V178H124ZM128 179V178H127ZM139 179V178H138ZM136 179L135 181L136 182H134V185H135V183H136V185L137 186H139V183H137V181H139L140 183H141V179ZM142 179H144V177L142 178ZM210 179V178H209ZM12 180H13V178H12ZM11 180V178L10 179H6L5 181H6V183L8 184V186L12 189V190H14V189H16L17 187L18 188H21V190L23 189L21 186L19 187V184H18V186H16V182L15 181H17L16 179H15V183L13 182ZM71 180V181H72ZM94 180V182L95 183H97L96 181ZM109 180V179H108ZM133 180V179H132ZM131 180V181H132ZM201 180V179H200ZM69 181V180H68ZM104 181L105 182H107L106 181V179H104ZM134 181V180H133ZM133 181L131 182L132 183V185H133ZM143 181V180H142ZM165 181H168V183L170 182V184H168L167 182H166V184L167 185H169V187L170 188H172L174 185L176 186L174 189H175V191L173 190V189H171L170 190V192H172V190H173V193L174 194H176V195H173V193H170L169 192V189L167 190V191H164L165 193H164V195H161L163 192L161 191V188H162V186H165V188H166V184L164 185L163 184V182L165 183ZM201 181H204L203 179L201 180ZM26 182H28V181H26ZM62 182V181H61ZM72 182V183H73ZM196 182H198V183H200L199 181H197L196 180ZM5 183V184H6ZM17 183H19L18 181H17ZM77 183V182H76ZM75 183V184H76ZM104 183V182H103ZM109 183H111V182H109ZM109 183H107L106 185H109ZM128 183L129 184H131L130 183V181H129V179H128ZM143 183V182H142ZM142 183H141V185H142ZM202 183V182H201ZM206 183H207V181H206ZM26 184V183H25ZM80 183H78V185H79ZM98 184H99V186H98V188L100 187V188H103V185L104 184H101V183H99L98 182ZM121 184H123V185H125V183H121ZM119 185L118 187H123L122 185ZM160 184H163L161 187L159 186ZM174 184V185H173ZM24 185V184H23ZM94 186H97L96 184H93ZM133 185V186H134ZM135 185V186H136ZM170 185H172V187L170 186ZM34 186V185H33ZM73 187H74V185H72ZM71 186V188H73ZM111 186V185H110ZM136 186V187H137ZM26 187V186H25ZM24 187V188H25ZM76 187H79V186H75V188ZM168 187V186H167ZM188 187V186H187ZM17 188V189H18ZM68 188H70V187H68ZM74 188V190H76ZM115 188V187H114ZM114 188H112V186L110 187V190H112V189H114ZM160 188V189H159ZM164 188V189H165ZM55 189V188H54ZM78 189V188H77ZM163 189V190H164ZM220 189V188H219ZM20 190V189H19ZM20 190V192H22ZM26 190V189H25ZM31 189H29V191H30ZM102 190H104V188L102 189ZM176 190L179 192H176ZM188 190H189V187H188ZM187 190V191H188ZM236 190V189H235ZM234 190V191H235ZM17 191V190H16ZM72 190H70V191H68L67 190V192H71ZM97 191H100V189L98 190L97 189ZM186 191V192H187ZM190 191V190H189ZM25 192V191H24ZM47 192V191H46ZM64 192H66V191H64ZM72 192H74V191H72ZM71 192V194H73ZM75 192H77V190L75 191ZM74 192V193H75ZM80 192V191H79ZM78 192V193H79ZM112 192V191H111ZM149 192H151V194H148ZM167 192H169V194H166ZM191 192V191H190ZM190 192H188V193H190ZM214 192V191H213ZM26 193V192H25ZM52 193H54V192H52ZM62 193V192H61ZM100 193V192H99ZM102 193V192H101ZM100 193V194H101ZM123 193V192H122ZM188 193H186V194H188ZM192 193V192H191ZM190 193V194H191ZM219 193V192H218ZM76 194V193H75ZM75 194H73V195H75ZM83 194V193H82ZM82 194H80L81 196H82V198L84 197ZM109 194V196H111V194L110 193H108ZM153 194V195H152ZM212 194V193H211ZM54 195V194H53ZM67 195H68V193H67ZM106 195V194H105ZM104 195V196H105ZM209 195H210V193H209ZM47 196V195H46ZM78 196H79V194H78ZM161 197V199H160V197ZM163 196V197H162ZM165 196V197H164ZM188 196V197H187ZM40 197V196H39ZM44 197V196H43ZM74 197V196H73ZM106 198H109V197H107V196H105ZM128 197V196H127ZM181 197V198H180ZM208 197V196H207ZM211 197V196H210ZM36 198V197H35ZM65 198H66V196H65ZM76 198V197H75ZM78 198V197H77ZM76 198V199H77ZM79 198H80V196H79ZM146 198V197H145ZM42 199V198H41ZM70 199H71V196H70ZM73 199V198H72ZM178 199H181V200H178ZM209 199V198H208ZM69 200V199H68ZM84 200V199H83ZM133 200V199H132ZM138 201V207H134V209H132V210H134L135 212H136V210H137V212H136V214L138 213V211L140 212V210H142V209H139V207L141 208V206L139 205V200L137 199V198H135L134 199V201ZM154 200V201H153ZM237 200V199H236ZM40 201V200H39ZM72 201V200H71ZM135 201V202H136ZM151 201H153V204L154 203H157L156 205L154 204V205H152L151 204ZM156 201V202H155ZM206 201V200H205ZM0 202H3V201H0ZM55 202V201H54ZM123 202H125L126 203V201H124V199H122V204H123ZM131 202V201H130ZM146 199L144 200V204L146 205ZM73 203V202H72ZM129 203V202H128ZM132 203V202H131ZM142 203V202H141ZM140 203V204H141ZM57 204V203H56ZM63 204H64V202H63ZM69 204V203H68ZM75 206H77L75 203H73ZM90 204V203H89ZM89 204H88V206H89ZM148 204V203H147ZM165 204L167 205V206H171L170 208H168L167 206L165 207ZM180 204H181V206H180ZM189 204H191V202H189ZM6 205V204H5ZM58 205H60L59 203H58ZM62 205V204H61ZM70 205V204H69ZM73 205V206H74ZM123 205H126V206H128L127 205V203L126 204H123ZM131 205H133V204H131ZM42 206V205H41ZM72 206V205H71ZM71 206H69V207H71ZM72 206V207H73ZM87 206V207H88ZM134 206V205H133ZM187 206H189V208H187ZM187 206H185L187 209H185L184 208V210H190V209H192V210H194L193 208H194V206H193V208L192 207H190L191 205H188L187 204ZM119 207V206H118ZM219 207V206H218ZM67 208V207H66ZM90 208V207H89ZM120 208L122 209V207L120 206ZM129 208V207H128ZM131 208V207H130ZM135 208H136V210H135ZM146 208V207H145ZM5 209V208H4ZM80 209V208H79ZM49 210V209H48ZM76 210V209H75ZM123 210V209H122ZM124 210H126V209H124ZM150 210V211H149ZM173 210V212H171ZM182 210H183V208H182ZM220 210V209H219ZM222 210V209H221ZM59 211V210H58ZM71 211V210H70ZM78 211V210H77ZM89 211H91V210H89ZM197 211V210H196ZM82 212H83V210H82ZM82 212H81V214H82ZM168 212H170L169 214L170 215H168V217H167V214H168ZM201 212H202V209H201ZM227 212V211H226ZM225 212V213H226ZM72 213V212H71ZM80 213V212H79ZM93 213L94 212H91L90 214H92L93 215ZM131 213H132V211H131ZM176 215H175V214ZM184 213V214H183ZM194 213V212H193ZM193 213H192V215H193ZM197 213H199V210H198V212ZM58 214V213H57ZM67 214H69V213H67ZM76 214V213H75ZM84 214H87V216H88V212H85ZM90 214H89V216L88 217H86L85 219L87 220V223H88V221H89V224L90 223H93V219L90 217ZM134 213H132V217L134 216L133 215ZM164 216H163V215ZM172 214H174L173 216H172ZM180 214H182L184 217H181L182 215H180ZM217 214V213H216ZM229 214V213H228ZM46 215V214H45ZM123 215H125L124 213H123ZM131 215V214H130ZM180 215V216H179ZM195 216H196V213L194 214ZM193 215V216H194ZM197 215H199V214H197ZM80 216H82L83 217V215H80ZM79 216V217H80ZM94 216V215H93ZM121 216V215H120ZM163 216V217H162ZM10 217V216H9ZM16 217V216H15ZM64 217V216H63ZM71 217V216H70ZM69 216H66V218H67V221L69 222L70 221V218ZM77 217H78V215H77ZM85 217V216H84ZM131 216H130V219H129V222L131 221V218H132ZM140 217H141V215H140ZM147 217H149L148 219H147ZM161 217V218H160ZM165 217V218H164ZM187 217V218H186ZM192 217V216H191ZM190 217V218H191ZM202 217V216H201ZM200 217V218H201ZM27 218V217H26ZM129 218V217H128ZM136 218H138V217H135L133 220H135L136 221ZM167 218V219H166ZM172 218V219H173ZM199 218V219H200ZM7 219V218H6ZM71 219H72V217H71ZM213 219V218H212ZM26 220V219H25ZM48 220V219H47ZM66 220V219H65ZM127 220V219H126ZM133 220L131 221L132 223H129V224H132V228L134 227L133 226V224H135V226L136 225H138L137 227H140V226H142V225H139V224H141V223H139L138 221V223L139 224H137V222L136 223H134L133 222ZM141 220H143L142 219V217H141ZM190 220V219H189ZM188 220V221H189ZM200 220H202V225L205 223V219L204 218H202V219H200ZM225 219H222V221H224ZM37 221V220H36ZM50 221V220H49ZM73 220H71L70 222H72ZM84 221V220H83ZM128 221V220H127ZM140 221V220H139ZM168 221V220H167ZM166 221V222H167ZM175 223H174V222ZM177 221H178V224H177ZM26 222H28V221H26ZM145 222V221H144ZM191 222H193V220H190V223H189V226H190V224H191ZM227 222H229V221H227ZM4 223V222H3ZM37 223V222H36ZM83 223V222H82ZM163 223V222H162ZM201 223V222H200ZM207 223V222H206ZM7 224V223H6ZM24 224V223H23ZM22 224V225H23ZM27 224H29V226H31L30 225V223H27ZM94 224V223H93ZM149 224V223H148ZM154 224V223H153ZM156 224H157V222H156ZM194 224V223H193ZM241 224V223H240ZM40 225V224H39ZM74 225V224H73ZM145 225H146V223H145ZM150 225H151V223H150ZM159 225V224H158ZM157 225V226H158ZM163 225V224H162ZM186 225V226H185ZM192 225V224H191ZM205 225V224H204ZM224 225V224H223ZM8 226V225H7ZM50 226V225H49ZM75 226V225H74ZM89 226V225H88ZM117 226V225H116ZM126 226H128L127 224H126ZM155 226V224L153 225V226H150L151 228L152 227H154ZM155 227V228H157V230H158V228L159 227ZM197 226H196V228L194 227L193 228V230H195L194 232L192 231V233H197L196 235V238L197 237H199L198 235H200L199 234V228H201V227H199V228H197ZM225 226V225H224ZM227 226V225H226ZM76 227V226H75ZM131 227V226H130ZM129 227V228H130ZM147 227H149L148 225H147ZM149 227V228H150ZM202 227H204V226H202ZM23 228V227H22ZM80 228V227H79ZM128 228V227H127ZM128 228V229H129ZM161 228V227H160ZM159 228V230L161 231V234L163 233V228H165V226H163L162 227V230ZM144 230V229H146L145 228V226H144V228H139V230ZM153 229V228H152ZM166 229V228H165ZM203 229H205V228H203ZM77 230V229H76ZM83 230V229H82ZM129 230H131V229H129ZM128 230V231H129ZM133 230H135V227L133 228ZM132 230V231H133ZM138 230V229H137ZM137 230H136V232H137ZM138 230V231H139ZM140 230V231H141ZM147 230H148V228H147ZM156 230V229H155ZM155 230L153 231V232H155ZM158 230V231H159ZM202 230V229H201ZM18 231H20V229L18 230ZM139 231V232H140ZM146 231V230H145ZM157 231V232H158ZM216 231V230H215ZM11 232V231H10ZM85 232V231H84ZM130 232V231H129ZM138 232V233H139ZM143 232V231H142ZM141 232V234L139 233V235L141 236L143 233ZM152 232V233H153ZM157 232H156V234H157ZM16 233V232H15ZM116 234H118V231H116L115 232ZM133 234H134V231L132 232ZM132 233H131V235H132ZM191 233V232H190ZM190 233H185L184 234V238H186V236H189L190 235ZM115 234V235H116ZM155 234V235H156ZM160 234V233H159ZM165 233H163L162 234V236L164 235ZM166 235V234H165ZM192 235V234H191ZM190 235V236H191ZM17 236V235H16ZM128 236V235H127ZM160 236V235H159ZM167 236V235H166ZM194 236H195V234H194ZM194 236H191V238L190 239H194V240H196L197 241V239L196 238H192V237H194ZM232 236V235H231ZM25 237V236H24ZM107 237V236H106ZM111 234H110V240H111ZM134 238L136 237L135 235L133 236ZM153 237H154V235H153ZM152 237V239H154ZM179 237H180V235H179ZM133 238V239H134ZM159 238V237H158ZM189 238V237H188ZM230 238V237H229ZM233 238V237H232ZM10 239H12V238H10ZM21 240H19L18 242L19 243H21L22 245H27V243L24 241V240H26V239H22V237L20 238ZM128 239V238H127ZM138 239H140V238H138ZM151 239V238H150ZM190 239H189V241H190ZM135 240L136 239H134V242H135ZM225 240V239H224ZM114 241H116V240H114ZM128 241V240H127ZM133 241V240H132ZM188 241V242H189ZM195 241V243H197V244H199L198 243V241L196 242ZM226 241V240H225ZM113 241H111V243H112ZM122 242V241H121ZM145 242H146V240H145ZM173 242V241H172ZM184 242V241H183ZM187 242V243H188ZM192 242V241H191ZM194 242V241H193ZM193 242H192V244H193ZM205 242V241H204ZM208 243H210L209 241H207ZM126 243V241L124 242V244ZM151 243V242H150ZM225 243V242H224ZM35 244V243H34ZM51 244V243H50ZM74 244V243H73ZM122 244V243H121ZM123 244V247L125 246ZM127 245H128V243H126ZM134 244V243H133ZM190 244V243H189ZM189 244H186V245H188L189 246ZM220 244V243H219ZM228 244V243H227ZM53 245H55V244H53ZM112 245H114L113 247H115L116 248V250L118 249V250H120L119 249V245H120V243H119V245L117 244V241L116 242H113L112 243ZM111 245V246H112ZM127 245H126V247H127ZM137 245V244H136ZM151 245V244H150ZM222 245V244H221ZM225 245H226V243H225ZM35 246V245H34ZM50 246H52V245H50ZM77 246V245H76ZM122 246V245H121ZM120 246V247H121ZM141 246V245H140ZM190 246H193L194 247V245H190ZM198 246H201V245H196L195 246V248H194V250H196V247H197V250H201V248L199 247L198 248ZM30 247V246H29ZM38 247V246H37ZM37 247H35V248H37ZM39 247H40V245H39ZM71 247V246H70ZM129 247V246H128ZM149 247V246H148ZM205 247H207V246H205ZM112 248V247H111ZM141 248H142V246H141ZM150 249H151V251L153 250L154 252H155V250L156 249H152L153 248V246H152V248H151V246L149 247ZM191 248V247H190ZM224 248V247H223ZM226 248H228V247H226ZM225 248V249H226ZM114 248H112V250H113ZM150 249H148V250H150ZM182 249V248H181ZM202 249H203V247H202ZM210 249V248H209ZM212 249V248H211ZM44 249H34V250H27V251H29V254L30 255H32V256H40V257H42L43 258V256L42 255H45L44 254V251H43ZM140 250V249H139ZM197 250L195 251V254H196V252H197ZM208 250V249H207ZM223 250V249H222ZM236 250V249H235ZM16 251H18L19 253H16ZM12 250L11 249V251H9V250H7V252L6 253H1V248H0V260H2V259H4V260H2V263H13V264H32L31 262H33L34 260L33 259H31V256H28V257H26V256H24V254H22L23 252H20V250ZM226 251V250H225ZM228 251V250H227ZM9 252V253H8ZM45 252H47V251H45ZM126 253L128 252L127 250L125 251ZM124 252V253H125ZM139 252H141V251H139ZM144 252V251H143ZM181 253H182V251H180ZM180 252L178 253V254H180ZM194 252V251H193ZM199 252V251H198ZM197 252V253H198ZM205 252V251H204ZM203 252V253H204ZM235 252V251H234ZM28 253V252H27ZM48 253V252H47ZM114 253H115V251H114ZM122 254V256H124L125 257V255H126V253L125 254ZM150 253H152V252H150ZM202 253V254H203ZM224 253V252H223ZM231 253H232V251H231ZM28 254V255H29ZM34 254V255H33ZM117 254V253H116ZM194 254V255H195ZM151 255V254H150ZM152 255H153V253H152ZM169 255V254H168ZM173 256L172 257H177L178 255L177 254H172ZM177 255V256H176ZM181 255V254H180ZM196 255H198V254H196ZM200 255V254H199ZM198 255V256H199ZM225 255V254H224ZM79 256V255H78ZM154 256V258L156 257V255H153ZM36 257V258H37ZM127 257V258H126ZM125 258H123L127 263H129V261L128 260H130V257H128V253H127V256H126ZM147 257H148V255H147ZM146 257V258H147ZM171 256H168V258H172ZM195 257V256H194ZM197 257V256H196ZM232 257V256H231ZM39 258V257H38ZM49 258V257H48ZM47 258V259H48ZM151 256H150V258H148L147 260H146V263H148V262H150L151 261ZM198 258V257H197ZM46 259V258H45ZM59 259V258H58ZM64 259V258H63ZM122 259V260H123ZM175 259V258H174ZM186 259V258H185ZM184 259V260H185ZM194 259V258H193ZM199 259V258H198ZM201 259V258H200ZM33 260V261H32ZM39 260V259H38ZM38 260H36V263H37V261ZM41 260V259H40ZM53 260V259H52ZM83 260H84V257H83ZM196 260V259H195ZM232 260V259H231ZM143 261V260H142ZM142 261H139L140 263L139 264H141V262ZM170 262V264H171V262H173L171 259L169 260ZM202 261H204L203 259H202ZM215 262V261H214ZM227 262V261H226ZM233 262V261H232ZM59 263V262H58ZM34 264V263H33ZM39 264V263H38ZM42 264V263H41ZM143 264V263H142ZM172 264H174V263H172Z\"/></svg>",
    "mask_w": 264,
    "mask_h": 264
}]
</instances>
